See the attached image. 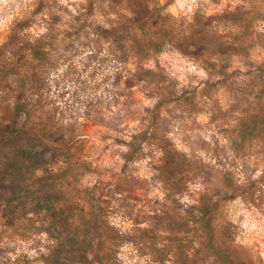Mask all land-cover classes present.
Listing matches in <instances>:
<instances>
[{"label": "clouds", "instance_id": "obj_1", "mask_svg": "<svg viewBox=\"0 0 264 264\" xmlns=\"http://www.w3.org/2000/svg\"><path fill=\"white\" fill-rule=\"evenodd\" d=\"M4 129L20 139L0 141V168L31 153L23 186L84 211L61 226L31 200L0 205V264H74L78 216L129 154L148 190L140 223L103 217L116 264H264V0H0ZM142 231L154 245L133 248Z\"/></svg>", "mask_w": 264, "mask_h": 264}, {"label": "rangeland", "instance_id": "obj_2", "mask_svg": "<svg viewBox=\"0 0 264 264\" xmlns=\"http://www.w3.org/2000/svg\"><path fill=\"white\" fill-rule=\"evenodd\" d=\"M11 133L15 139L9 140L8 134ZM19 134L15 129H4L0 131V141L4 142V146L15 145L19 141ZM120 143V141H117ZM130 159L121 167L119 174H113L106 182H100L94 185V194H89V208L90 212L85 215H79V228L75 230V234L67 241L71 259L74 264H90L88 260L89 252H94V260L96 264H116L117 257L113 251L106 250L104 241H111L113 244L123 245L121 237L118 235L120 229L112 226L107 228L104 226L103 217L112 210L114 213L112 219L117 224H123L131 221L132 225L140 223L142 220V213L144 212V197L147 189V181L142 179H129L127 172L128 163ZM38 160L31 153L18 151L15 157L8 159L0 168V205H5L3 208L4 215L9 216L16 212L18 208H22L24 203L31 200L34 204L33 211L39 212L42 209H47L53 218V223L56 225L66 226L69 219L77 216L78 213H83V209L79 205L70 204L67 207L56 210V206L61 200L65 199L63 193L48 189L46 185H42L37 191L27 190L23 186V174L27 172L30 165H35ZM171 161H169V166ZM11 193V195H9ZM15 202V203H14ZM158 203V202H157ZM146 206V205H145ZM137 209H139L137 211ZM149 212L153 209L149 208ZM153 219L157 226L175 227L167 215L161 216L153 213ZM167 222V224H166ZM83 236V239H81ZM93 240H99L101 243L95 249L92 247ZM133 240L137 242H145V247H148L147 241H152L153 245L156 236L151 231H142L135 237H128L127 243L131 244L133 248ZM63 251V249L61 250ZM159 255L157 259L164 255L163 250H156ZM147 254L144 249H137V255L141 259L143 255ZM60 253H57L59 259ZM129 259H132L129 256ZM227 259V258H226ZM139 264V261H137ZM241 264H255L250 255L241 261Z\"/></svg>", "mask_w": 264, "mask_h": 264}]
</instances>
